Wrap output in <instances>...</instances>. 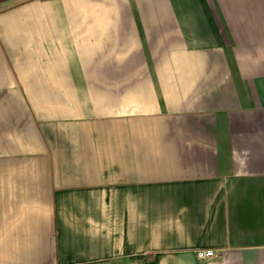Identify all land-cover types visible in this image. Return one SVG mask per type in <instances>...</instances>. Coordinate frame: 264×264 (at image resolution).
Here are the masks:
<instances>
[{
    "label": "crops",
    "instance_id": "obj_1",
    "mask_svg": "<svg viewBox=\"0 0 264 264\" xmlns=\"http://www.w3.org/2000/svg\"><path fill=\"white\" fill-rule=\"evenodd\" d=\"M0 264H264V0L1 2Z\"/></svg>",
    "mask_w": 264,
    "mask_h": 264
},
{
    "label": "built area",
    "instance_id": "obj_2",
    "mask_svg": "<svg viewBox=\"0 0 264 264\" xmlns=\"http://www.w3.org/2000/svg\"><path fill=\"white\" fill-rule=\"evenodd\" d=\"M197 256L200 259L211 258L215 256V251L213 249H203L197 251Z\"/></svg>",
    "mask_w": 264,
    "mask_h": 264
},
{
    "label": "trees",
    "instance_id": "obj_3",
    "mask_svg": "<svg viewBox=\"0 0 264 264\" xmlns=\"http://www.w3.org/2000/svg\"><path fill=\"white\" fill-rule=\"evenodd\" d=\"M4 1H6V0H0V3H1V2H4Z\"/></svg>",
    "mask_w": 264,
    "mask_h": 264
},
{
    "label": "rangeland",
    "instance_id": "obj_4",
    "mask_svg": "<svg viewBox=\"0 0 264 264\" xmlns=\"http://www.w3.org/2000/svg\"><path fill=\"white\" fill-rule=\"evenodd\" d=\"M18 1H22V0H18Z\"/></svg>",
    "mask_w": 264,
    "mask_h": 264
}]
</instances>
